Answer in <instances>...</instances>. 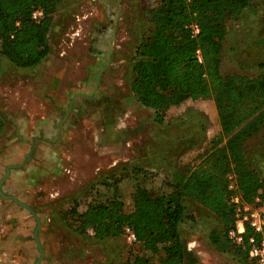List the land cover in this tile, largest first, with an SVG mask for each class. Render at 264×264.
I'll list each match as a JSON object with an SVG mask.
<instances>
[{
    "label": "rangeland",
    "instance_id": "rangeland-1",
    "mask_svg": "<svg viewBox=\"0 0 264 264\" xmlns=\"http://www.w3.org/2000/svg\"><path fill=\"white\" fill-rule=\"evenodd\" d=\"M158 2L62 0L53 14L49 53L39 64L17 67L0 54V191L38 217V264H123L140 253L155 263L162 251H145L126 233L104 239L79 234L68 225L72 210L113 196L130 210L136 185L169 192L168 181L204 163L225 140L216 143L221 128L212 98L175 103L159 124L130 90L131 58L150 28L148 10ZM263 63L264 0H249L226 20L219 68L256 76ZM197 112L204 116L203 130L194 125ZM244 149L264 180V129ZM137 162L144 163V174L132 170ZM228 178L236 220L245 205L264 203V196L244 200L234 174ZM183 203L190 217L178 226L182 264H249L234 237L227 235V251L211 243L210 232L221 231L222 222L210 209L188 197ZM35 225L26 207L0 193V264L35 262Z\"/></svg>",
    "mask_w": 264,
    "mask_h": 264
},
{
    "label": "trees",
    "instance_id": "trees-1",
    "mask_svg": "<svg viewBox=\"0 0 264 264\" xmlns=\"http://www.w3.org/2000/svg\"><path fill=\"white\" fill-rule=\"evenodd\" d=\"M61 1L0 0V54L17 67L39 64L49 53L47 40ZM248 5L249 0H159L148 10L150 28L139 38L131 58V92L159 124L165 122L168 109L175 103L186 98H212L221 128L216 143L225 140L209 152L204 163L180 171L168 181L169 192L136 185L130 210H125L115 196L93 200L81 212L72 210L68 225L79 234L104 239L123 234L128 227L134 242L145 251H162L155 263L140 253L123 264H182L186 251L178 226L190 217L183 203L185 197L200 202L221 220L222 230L209 235L216 248L227 251V235L236 222L228 200L230 173L244 200L264 196V180L247 161L244 149V143L264 129V63L256 76L221 73L219 68L226 20L236 18ZM37 9L41 15L33 18ZM191 22L199 27L194 35L187 27ZM197 49L200 61L195 56ZM197 113L194 125L203 130L204 116ZM143 164H133L132 170L144 174ZM249 234L245 227L241 245L246 256ZM239 249L242 251L240 245Z\"/></svg>",
    "mask_w": 264,
    "mask_h": 264
},
{
    "label": "built area",
    "instance_id": "built-area-1",
    "mask_svg": "<svg viewBox=\"0 0 264 264\" xmlns=\"http://www.w3.org/2000/svg\"><path fill=\"white\" fill-rule=\"evenodd\" d=\"M41 15L40 10H34L32 17L37 18ZM194 35L198 32L199 27L196 22H191L187 26ZM195 56L198 61L201 60L199 49L195 51ZM237 202V198L235 197ZM244 213L238 216L235 222V229L228 232L230 238L234 237L237 244H243V232L245 227H248L250 234L246 239L247 254L253 264H264V203L254 204L253 206H244ZM240 226V227H239ZM125 233L129 240L134 241L135 236L133 232L126 227Z\"/></svg>",
    "mask_w": 264,
    "mask_h": 264
},
{
    "label": "water",
    "instance_id": "water-1",
    "mask_svg": "<svg viewBox=\"0 0 264 264\" xmlns=\"http://www.w3.org/2000/svg\"><path fill=\"white\" fill-rule=\"evenodd\" d=\"M6 173H5V175L8 173V168H6ZM0 193L3 195V196H5V197H7V198H10V199H12L13 201H15L16 203H18V204H21V205H23L24 207H26L30 212H31V214L33 215V217L35 218V221H36V225H35V227H34V229H33V238H34V240H35V243H36V247H37V249H38V251H39V255H38V257H37V259L35 260V262L33 263V264H38L39 263V261L41 260V258H42V256H43V248L41 247V244H40V241H39V238H38V234H37V230H38V227H39V219H38V217L36 216V214H35V212L25 203V202H22V201H19V200H17L14 196H12V195H9V194H3L1 191H0Z\"/></svg>",
    "mask_w": 264,
    "mask_h": 264
},
{
    "label": "crops",
    "instance_id": "crops-1",
    "mask_svg": "<svg viewBox=\"0 0 264 264\" xmlns=\"http://www.w3.org/2000/svg\"><path fill=\"white\" fill-rule=\"evenodd\" d=\"M18 204V203H17ZM19 205V204H18ZM17 207V209H18V207L19 206H16ZM25 209L21 212V223H22V225H23V231H22V238L24 239V235H25V233H24V226H25ZM19 219V221H20V218H18Z\"/></svg>",
    "mask_w": 264,
    "mask_h": 264
},
{
    "label": "bare ground",
    "instance_id": "bare-ground-1",
    "mask_svg": "<svg viewBox=\"0 0 264 264\" xmlns=\"http://www.w3.org/2000/svg\"><path fill=\"white\" fill-rule=\"evenodd\" d=\"M240 227V226H239Z\"/></svg>",
    "mask_w": 264,
    "mask_h": 264
}]
</instances>
